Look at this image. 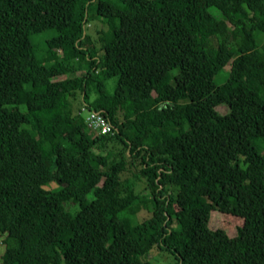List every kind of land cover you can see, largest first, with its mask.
<instances>
[{
    "label": "trees",
    "instance_id": "obj_1",
    "mask_svg": "<svg viewBox=\"0 0 264 264\" xmlns=\"http://www.w3.org/2000/svg\"><path fill=\"white\" fill-rule=\"evenodd\" d=\"M0 244V264H264V0H0Z\"/></svg>",
    "mask_w": 264,
    "mask_h": 264
},
{
    "label": "rangeland",
    "instance_id": "obj_2",
    "mask_svg": "<svg viewBox=\"0 0 264 264\" xmlns=\"http://www.w3.org/2000/svg\"><path fill=\"white\" fill-rule=\"evenodd\" d=\"M104 28H106V26L102 23V19L99 17L98 19L93 20L90 23V25L88 27V32L92 37L95 38L97 36V31L100 29H104ZM45 37L46 36H36L33 38V42L39 51L38 52L39 56L43 50V42L45 40ZM229 70H230V65L226 66L223 73L220 75V77H218V79H219V81H221V83L225 81L226 77L228 76ZM83 72H85V70ZM80 74H82V72ZM66 77L67 76L59 78V80L65 79ZM175 80L178 84L183 86V88L187 92L192 91L196 86V82L186 75L179 74L176 76ZM25 110H26L25 107L22 106L21 111L25 112ZM219 111L222 114L226 113L223 108H219ZM87 114H88V112L85 111L83 113V116L86 117ZM50 145L51 144L49 142L46 144L47 147H49ZM58 158L60 161H68L70 159V157L66 154H60ZM57 186H58L57 183L50 182L48 185L43 186L42 189L44 192H50L51 190L56 189ZM68 207H73V205L70 204ZM146 217H148V213L146 211L139 212L138 219H144ZM242 224H243V220L238 218V217L223 214L220 212H213L211 214L209 228L212 230H223L226 232V234L231 239H233V238L237 237L238 229L242 226ZM2 254H3V246H2V244H0V262H1ZM152 255H153V262L155 264H174V262H175L173 257L168 255V254H158L157 252H154Z\"/></svg>",
    "mask_w": 264,
    "mask_h": 264
},
{
    "label": "built area",
    "instance_id": "obj_3",
    "mask_svg": "<svg viewBox=\"0 0 264 264\" xmlns=\"http://www.w3.org/2000/svg\"><path fill=\"white\" fill-rule=\"evenodd\" d=\"M88 127L99 135H105L114 132V127L102 112L91 111L86 117Z\"/></svg>",
    "mask_w": 264,
    "mask_h": 264
}]
</instances>
